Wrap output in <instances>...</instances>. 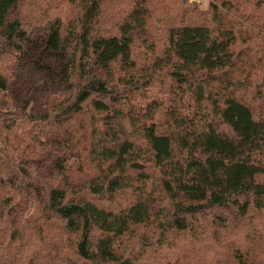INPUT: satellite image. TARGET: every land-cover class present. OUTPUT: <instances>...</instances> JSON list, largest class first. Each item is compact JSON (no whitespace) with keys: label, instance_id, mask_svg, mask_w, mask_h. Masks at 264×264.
Masks as SVG:
<instances>
[{"label":"trees","instance_id":"obj_1","mask_svg":"<svg viewBox=\"0 0 264 264\" xmlns=\"http://www.w3.org/2000/svg\"><path fill=\"white\" fill-rule=\"evenodd\" d=\"M60 1L0 0V211L32 198L48 236L0 264H264L202 244L264 211V0H64L66 22ZM38 38L46 59L24 60ZM159 84L168 104H134ZM11 232L24 254L35 230Z\"/></svg>","mask_w":264,"mask_h":264},{"label":"rangeland","instance_id":"obj_2","mask_svg":"<svg viewBox=\"0 0 264 264\" xmlns=\"http://www.w3.org/2000/svg\"><path fill=\"white\" fill-rule=\"evenodd\" d=\"M210 3H211V0H189L188 1V5L192 7H197L200 11H208L210 8ZM46 5H48V3H45L44 7ZM51 6H53L52 8L54 9L52 11V14L56 15L60 13L65 22L68 20V18L71 15V12H70L71 5L67 4L63 0V1H60L59 3L58 2L51 3ZM56 8H58L59 10H56ZM125 10H127V7ZM109 26H112V23L109 24L108 27ZM39 39L40 38L36 39V43L33 47L32 53L29 56H26L24 60L44 61L46 59V57L42 55L43 54L42 53L43 48L41 47L42 39L40 40ZM260 69L261 71H264V67L263 69L262 68ZM259 81L260 79L252 80L254 89H255V85ZM162 87H163L162 84L155 85L154 88H151L147 91V94H149L150 96L149 99L137 98L134 104L136 106H141L146 109L151 103L154 102L155 99L161 101L165 105L168 104L170 102L169 99H173V96L170 94L168 95L164 94L161 89ZM1 94L2 93L0 92V95ZM184 94L186 96V99L184 100V106L185 108L190 109L194 106V102L191 98V94H189L188 91H185ZM247 98L251 101L253 100L252 91L248 93ZM255 100L256 99L254 97L253 109L255 110V116L259 118L262 115L264 116V102H262L261 100H256V101ZM190 111L193 113V108L190 109ZM162 118L163 116L160 111L154 116L152 124H157V125L160 124L163 120ZM256 160L260 162L262 165H264V151L261 154L256 155ZM65 167L71 172L69 177L67 178L68 183H70L73 187H76V188L79 187L81 184L82 176L76 174L80 168V163L78 162V160L77 159L67 160L65 163ZM45 172H49V170L46 169ZM46 187L49 189V185H46ZM21 198L22 196L18 195L13 200L14 204H17L18 202H21V203H20L19 208H17L14 211L16 215L12 218V220L5 219L4 217L7 213V209L3 210V212L0 211V249H1L0 260H7L9 262L10 260H18L21 263L22 261L24 260L26 261L27 258L31 257L29 255L32 251H43L44 248L47 250L46 244H44V242H46L45 238H48V236L47 235L45 236L41 232V228L43 227L42 220H41L43 218L42 216L43 209L39 207L38 202H36L32 198L27 199V202L26 201L22 202ZM19 216H21L22 218L23 226L27 222V228L35 230V236H34L31 246L27 250H25L24 254L22 255H16V253L20 252L21 248L23 247L25 248L28 242L17 241L14 243L11 240V237H12L11 231L14 225L16 224ZM231 225L232 223L229 222L230 228L228 230H225V228H221L220 230H217L215 228L209 229V226H208L207 227L208 231L212 230L213 231L212 234L218 231L217 233L222 239L219 241L213 242L212 236L214 235L210 233L211 238H208V241H207L208 244L202 243L203 246L214 245V248H217V249L223 248L221 251L224 253V255L229 254V250L224 249L225 246L222 243L221 244L217 243V242L222 241L224 238L226 242L227 241L230 242V245L232 246V248L244 247L245 249H248V248L264 247V211L260 213L252 212V214L247 219V221H245L244 225L242 224L235 225V226H231ZM3 226H7L8 229L1 230ZM41 236H44V237H41ZM249 237L252 240H256L253 246H251L250 242L248 243L247 238ZM253 237H255V239H253ZM185 240H182L179 243L178 249L186 245ZM189 240L190 239H187V241ZM30 242L31 241H29V243ZM42 246L44 248H42ZM24 257L25 259H23Z\"/></svg>","mask_w":264,"mask_h":264}]
</instances>
